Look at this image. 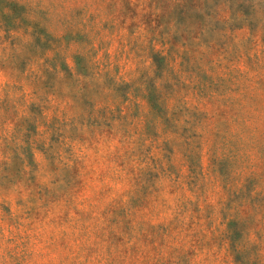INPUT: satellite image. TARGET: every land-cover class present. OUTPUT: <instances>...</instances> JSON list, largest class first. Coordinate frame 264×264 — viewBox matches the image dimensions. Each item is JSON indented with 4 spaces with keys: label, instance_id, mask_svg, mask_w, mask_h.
Returning <instances> with one entry per match:
<instances>
[{
    "label": "clouds",
    "instance_id": "clouds-1",
    "mask_svg": "<svg viewBox=\"0 0 264 264\" xmlns=\"http://www.w3.org/2000/svg\"><path fill=\"white\" fill-rule=\"evenodd\" d=\"M0 264H264V0H0Z\"/></svg>",
    "mask_w": 264,
    "mask_h": 264
}]
</instances>
